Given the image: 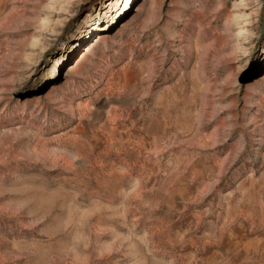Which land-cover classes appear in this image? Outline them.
<instances>
[{
  "label": "rangeland",
  "instance_id": "obj_1",
  "mask_svg": "<svg viewBox=\"0 0 264 264\" xmlns=\"http://www.w3.org/2000/svg\"><path fill=\"white\" fill-rule=\"evenodd\" d=\"M0 264H264V0H0Z\"/></svg>",
  "mask_w": 264,
  "mask_h": 264
}]
</instances>
